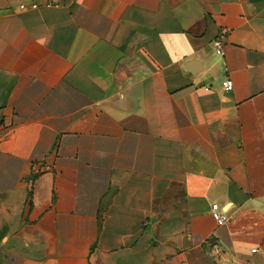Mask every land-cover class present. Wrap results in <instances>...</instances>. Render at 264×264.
I'll return each instance as SVG.
<instances>
[{"label": "crops", "instance_id": "crops-1", "mask_svg": "<svg viewBox=\"0 0 264 264\" xmlns=\"http://www.w3.org/2000/svg\"><path fill=\"white\" fill-rule=\"evenodd\" d=\"M0 264H264V0H0Z\"/></svg>", "mask_w": 264, "mask_h": 264}, {"label": "built area", "instance_id": "built-area-1", "mask_svg": "<svg viewBox=\"0 0 264 264\" xmlns=\"http://www.w3.org/2000/svg\"><path fill=\"white\" fill-rule=\"evenodd\" d=\"M38 4H32L31 7H37ZM22 9H26L28 8L27 4H21L20 6ZM225 34H221L215 41H214V45L216 48V51L218 52V54H220L222 57H225L226 55V50H225ZM234 81L231 78H227L224 82H223V87L228 90L231 91L234 89ZM212 216L213 218L216 220V222L218 223V225H224L227 223V221L229 220V216L226 214V212L223 211L222 206L220 205V203L215 202L212 205ZM257 249H254L253 251H256Z\"/></svg>", "mask_w": 264, "mask_h": 264}]
</instances>
